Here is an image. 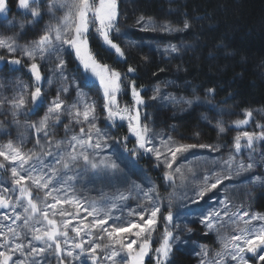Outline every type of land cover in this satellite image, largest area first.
Instances as JSON below:
<instances>
[{
    "label": "snow or ice",
    "instance_id": "6c2138e0",
    "mask_svg": "<svg viewBox=\"0 0 264 264\" xmlns=\"http://www.w3.org/2000/svg\"><path fill=\"white\" fill-rule=\"evenodd\" d=\"M17 6L23 10L25 19L15 25L8 20V25L16 31L10 36L0 34V50H3L0 67L11 66V72L27 69L32 82L29 85L17 78L11 83L15 89L12 97L0 93V114L10 116L18 131L15 142L9 139L0 144L3 158L0 170L9 173L7 178L0 176V210H3L0 211V264H146V261L175 264V254L195 243L182 238L192 234L193 219L203 226L205 236L214 233L222 246L215 258L209 260L207 245L197 244L192 252L199 257V264L226 261L249 264L248 253L264 262V214L252 212L250 205L236 203L230 192L236 185L227 183L256 167H264V151L256 155L264 144V124H257L259 132H239L233 138L227 158L210 156L207 166L198 170L200 175H195L191 160L187 165L183 160L177 164V160L180 157L187 160L185 154L189 152L194 159H202L193 150L217 153L221 151L220 145L181 143L170 135L156 134L150 127L151 115L143 107L145 99L135 79L126 74L122 79L120 71L101 63L90 48L91 28L109 50L126 58L125 51L112 38L113 34L121 35L119 0H48L45 6L48 22L36 38L26 43L19 42L23 38L21 34L35 29L44 13L40 0H17ZM57 8L64 10L63 16L55 15ZM7 12L8 0H0V14L6 16ZM136 23L140 31L167 34L186 32L193 27L186 14L182 27L156 24L144 16L138 17ZM163 51L171 55L178 54L180 49L171 45ZM66 54L74 55L75 69L69 70ZM42 64L49 71L47 78L41 71ZM127 72L135 73L136 69L129 66ZM54 82L58 84L56 95L49 99L43 89ZM97 82L103 91L104 119L109 127L117 126V121L127 122L129 132L135 137L132 149H128L127 136L117 138L99 127L96 102L83 90ZM2 87L4 84L0 83ZM125 87L130 89L131 105H122L118 99ZM70 89L74 96L68 95ZM207 92L211 96L215 89L209 88ZM149 99L160 106L191 107L200 102L199 97L193 100L162 94L159 86ZM41 108L46 109L43 116L30 119ZM252 117L253 110L246 109L244 118L233 124L239 128ZM202 118L208 121L207 116ZM73 125L79 126L78 132ZM57 126L65 132L63 139H56ZM215 127L218 135L226 132L222 120ZM29 130L34 146L25 150ZM114 145L130 152L132 157L151 154L156 167L163 166L164 179L173 187L166 205L154 185L145 189L135 182L125 191L103 196L104 203L76 195L78 185L84 180L113 186L129 183L120 163L125 158L117 154ZM109 149H113L112 154L103 155ZM242 154H246L247 162ZM48 157L52 160L48 161ZM134 164L130 160L126 167ZM247 182L264 187V176L254 174ZM177 186L183 188L179 197L175 192ZM133 196L138 198L136 208L126 203ZM177 199L179 207L187 209L186 212L174 211ZM61 204H69L71 209L58 208ZM81 212L86 215L81 217ZM88 217L92 219L85 224ZM73 219L78 223L73 224ZM157 233L158 246L153 247L152 238Z\"/></svg>",
    "mask_w": 264,
    "mask_h": 264
},
{
    "label": "trees",
    "instance_id": "16d2710c",
    "mask_svg": "<svg viewBox=\"0 0 264 264\" xmlns=\"http://www.w3.org/2000/svg\"><path fill=\"white\" fill-rule=\"evenodd\" d=\"M122 11L121 16H125L124 22L127 21L126 16L132 19L144 16L169 21L182 27L186 14L193 25L188 31L175 35L130 31V37L140 43H192V49L186 50L178 60H172L170 63L166 59L160 61L155 54H147L149 50L146 48L137 49L134 53H126V58H120L114 50H109L97 35L90 36V48L101 63L120 71L122 79L123 74L135 79L137 88L142 89L145 111L151 105L147 98L149 87L168 77L179 81L180 84L186 83V86L192 87L200 94L207 92L209 88H214L215 93L211 97L215 105H229L242 116L246 109L253 112L264 110V0H182L178 2L133 0L123 5ZM13 12L16 16L20 15L22 19H25L23 10L17 6V1L8 0V12L6 16L0 14V21L14 16ZM124 22L120 20L121 32L126 29ZM29 35L34 34L27 31L23 36L31 38ZM113 36L116 37H112L114 42L120 44L121 35L113 34ZM129 66L135 67L136 72L128 73ZM10 67H0V70L6 74H12L13 72L9 71ZM179 69H181L180 72H178ZM24 76L31 81L27 71H24ZM124 83L127 84V81ZM123 93L128 100L131 96L130 89L125 87ZM126 104L131 105L128 102ZM154 118L153 115L152 121ZM191 124L192 122H189V126ZM110 128L114 137H128V149L135 147V137L129 132L126 121H117V126ZM117 149L124 154L122 147L118 146ZM261 151H264V144L260 146L257 154ZM132 158L135 161V166L132 168L140 174L142 179L146 181L153 179L161 189L168 188L169 183L165 181L160 169L153 168L151 164L149 171L140 169L138 161L144 164H147V160L152 161L149 154H144L137 160ZM0 176L7 178L5 171L0 172ZM260 208L264 211V197ZM155 239L156 236L152 240L153 247H155ZM174 262L189 264L188 261L178 262L175 258Z\"/></svg>",
    "mask_w": 264,
    "mask_h": 264
},
{
    "label": "rangeland",
    "instance_id": "374dc122",
    "mask_svg": "<svg viewBox=\"0 0 264 264\" xmlns=\"http://www.w3.org/2000/svg\"><path fill=\"white\" fill-rule=\"evenodd\" d=\"M17 1V0H16ZM133 0H119V10L121 12V15H123V5L131 3ZM171 2H178L182 0H168ZM48 0H40L41 9L43 14V20L35 27L33 30H26L33 33L34 35L31 36V38L23 36L22 39H20V43H26L27 41L36 38V34L44 27V24L48 22L49 15L46 14L45 6L47 5ZM64 10L62 8L55 9V15L56 16H63ZM14 16H10L8 19H5L3 21H0V34H3L4 36H10L13 35L14 31H16L15 28L8 25V20H12L13 25L18 24L21 22L22 19L21 16H16L15 12H13ZM127 17V21L124 22L125 16H121L120 20L124 22L125 28L121 32L120 36V46L125 51V54L127 53H134L137 49L146 48L149 51H147V54H155L160 61H163V59L169 60L172 62V60H178L179 57H181L184 52L188 49H192V43H176V44H159L155 42H145L140 43L134 38L130 37L131 32L134 30L140 31V25L136 23L138 17H134L132 19ZM149 18V17H146ZM151 18V17H150ZM152 20L156 24H164V23H170L173 26H176L175 24L169 22V21H160L155 18H152ZM127 26V27H126ZM131 31V32H130ZM143 32H149L154 35H175L179 34L180 32H175L172 34H167L160 31H143ZM91 35H96L94 31L90 28L89 30V38ZM116 38L115 36H113ZM131 42V44H130ZM171 45H175L177 48L180 49V52L178 54L173 53L171 55L165 54L164 49L168 48ZM0 53L3 54V50H0ZM65 59L68 61V68L69 70H73L76 67V62L74 61V55H65ZM41 71L44 74V76L47 78L49 76V71L44 67V65H41ZM181 69L178 70L180 72ZM5 73L0 70V83L4 84V87L0 88V93H3L6 97H12L14 95L15 89L11 86V83L15 81L17 78H20L24 83L31 84V81L28 80L26 77L22 75L20 72H14L13 74L9 75L8 77L4 76ZM159 86L161 89L162 94H172L176 96L177 98H185V99H193L195 100L196 97L200 98V102L193 103L191 107H188L186 104H179V105H168V106H160L157 101H152L149 98L153 94V90ZM83 87V86H82ZM58 88L57 83H53L51 87H45L43 91L46 92L49 99L53 98L56 95V91ZM85 92L88 93V96L90 100H93L96 102V112L97 115L100 117L98 120V125L102 129L107 130L110 135H112L111 128L108 126V122L104 119V111L101 107L103 103V91L99 87V84L97 82L96 85L92 86L91 88H83ZM148 94V101L151 102V105L149 106L147 112L151 115L150 120V127H152L153 131L160 135V136H172V138L176 141H179L181 143H204V144H212V145H220L221 151L217 153H209L205 149H196L193 150L197 153L202 159H194L193 153L189 152L186 153L185 156L187 157V160L184 159V157H180L177 160V164H179L182 160L187 165L188 160H191V167L193 168V172L195 175H200L199 169L204 168L208 164V158L210 156H215L217 158H227L231 148H232V141L235 135H237L239 132H242L244 130L250 131V132H259L260 128L257 127V124H263L264 123V110H256L253 112V117L249 121L247 125H243L241 127H236L233 124V121L237 119H243L244 116L240 115V113H237L236 109L233 107H230L229 105H222L217 106L213 102V99L211 96H209L208 92H204L203 94L198 93L193 89L192 87L186 86V83H179V81H174L172 78L168 77L164 79L161 82H157L152 84L149 87V90L147 91ZM69 96H74V91L72 89L69 90L68 93ZM129 99H125V94L121 92L120 96L118 97L119 100H125L126 102L120 103L126 104L133 103V100L131 99V96L128 97ZM211 101V103H208V101ZM5 108L8 107L7 104L4 105ZM181 109H184L183 111ZM45 108H41L37 111L35 115L30 116V119H37L39 117H42L44 114ZM152 113V114H151ZM153 115L155 118L152 121ZM207 116L208 121L204 120L202 117ZM0 124H2L4 127L0 128V144H5L9 139L13 140V142L17 139V125L14 124L11 120L10 116H5L3 114H0ZM186 118V119H185ZM21 122H23V117L20 118ZM218 120H222L225 127L226 132L222 135H218L217 129L215 127ZM209 121H211L209 123ZM189 122H192L191 126H189ZM73 128L78 132V125H73ZM199 133L197 136L196 134ZM65 136V132L62 127L57 126L56 131V139H63ZM113 136V135H112ZM34 146V140L32 138L31 130L26 134V138L24 141V148L25 150L31 149ZM117 154H122L118 151L117 147L118 145L113 146ZM113 149H109L107 152L103 153V155H110L112 154ZM150 155V158L152 161L147 160V164H144L140 161H138L139 167L141 170H151L150 164L155 169H160V172L163 174V166L160 168L156 167V161L155 158ZM256 155H259L256 153ZM122 156L125 158L121 163V167L124 168V171L128 177L129 183L127 185L124 184H117V185H107V184H101L99 182L96 183H89L88 180L81 181L80 184L77 187L76 195H78L80 198H87L88 200H98L102 203L106 202L103 201L101 198L103 196H112L114 195L118 190L119 191H125L126 188H131V182H135L136 184L140 185L142 188H149L150 186H155L156 189L159 192L160 198L163 200L165 205L167 204L168 197L170 194L173 193V187H170L168 185V188L165 190L161 189L157 183L153 180H144L141 178L140 174L136 172V170H133L131 167H126L127 164H129L130 160H133L130 152H124ZM136 156L134 157L135 160L137 158L141 157ZM242 158L245 159L247 162V156L246 154H242ZM48 161H51L52 158L48 157ZM3 158L0 157V161H2ZM151 162V163H150ZM135 166V164H134ZM214 166V165H213ZM175 167V165H174ZM4 170H0L2 172ZM7 176L9 173H7ZM259 174L264 176V167H256L253 169L252 172L245 173L241 175L236 181L227 182L230 185L235 184L236 187L230 188V192L234 194V199L236 203L243 204L245 206L250 205L251 211L255 213H261L264 214L263 209L260 208V203L264 197V187H261L259 184H249L247 182L248 177ZM91 173L89 174V176ZM191 175V174H190ZM183 191V188L177 186L175 188V192L177 197H179V194ZM166 192V193H165ZM249 193H251V196H249ZM263 196V197H262ZM127 205L131 208H136L138 203V198L133 196L131 197L127 202ZM64 207L71 209V205L69 204H61L58 205V208ZM174 211H180V212H186L187 209L180 208L179 207V201L174 203ZM193 208L197 207L195 205L192 206ZM3 211V210H0ZM162 213L164 212V208L161 209ZM86 213L81 212L80 216H85ZM125 215H127V212H125ZM69 219H72L71 217H68ZM123 219V217H121ZM57 219H60L57 217ZM92 218L88 217L87 220L84 221V223H88ZM133 219H135L133 217ZM227 220V217L225 218ZM78 223V220L73 219V224ZM111 223V221H110ZM256 223V222H254ZM82 226V225H81ZM241 226L242 222H241ZM190 227L196 228L193 229V232L190 236H184L182 238L189 239L192 241H195L194 244L190 246H186L183 251H180L175 254L174 258L179 262L188 261L189 264H199V257L193 254L192 249L196 247L197 244L200 245H207L209 248V260H213L215 258V253L217 251L221 250V244L219 240L217 239L216 235L214 233H209L207 236L203 234V226L200 225L196 220L190 221ZM234 227V225H229V228ZM228 229H225L227 231ZM198 231V232H195ZM159 233L154 234L152 240L154 239V236H156L155 239V247L157 245V236ZM70 235H74V233L70 232ZM203 238H205L203 240ZM247 257L249 259V264H264V262L257 261L256 257L252 253H248ZM227 264V261L225 262ZM234 264V262H233Z\"/></svg>",
    "mask_w": 264,
    "mask_h": 264
}]
</instances>
